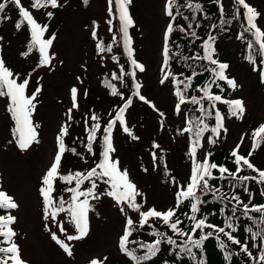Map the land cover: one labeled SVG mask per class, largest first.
<instances>
[{
    "label": "rangeland",
    "instance_id": "obj_1",
    "mask_svg": "<svg viewBox=\"0 0 264 264\" xmlns=\"http://www.w3.org/2000/svg\"><path fill=\"white\" fill-rule=\"evenodd\" d=\"M166 1L132 0L129 5V14L133 19V27L129 29L133 58L144 66L143 72L135 70V79L141 84L140 94L150 103L140 100L139 96L133 95L134 92L131 91L124 92L120 97H108L99 86L98 75L103 71L102 65L106 69L110 67V63L108 61L100 63V56L95 54L93 45L88 42L87 25L91 21L97 22L96 31L107 36L106 0H87V3L85 0H58L60 7L39 11L31 7L30 0H21L22 6L30 11L38 23L47 25L44 38L55 35L49 49L53 59L49 65L40 68H38L40 57L36 54L28 59L21 56L27 41V28L24 30L22 27L23 29L15 35L13 21L16 17L13 14L10 20L5 19L1 23L0 34H4V42L11 44L7 48L0 45V59L13 72L18 83L28 79L26 95H31L40 88L34 101L36 108L32 114L34 123L39 125L36 130L38 142H34L26 151H21L14 145L10 134L12 118L7 111L9 101L7 97H0V191L12 196L18 204V208L7 214L16 217V222L11 226L16 233L14 242L19 246L26 264H90L93 259L103 261V264H110L118 257L116 245L123 227L119 213L120 205L110 206L109 212L100 210L103 215L101 218L90 212L88 235L82 240L71 242L65 239V235L70 234L69 232L60 233L57 225L46 221L43 215V201L39 188L42 177L50 168L58 150L57 137L63 127L70 128L75 124L76 121L70 122L68 117L88 114L85 108L95 110L101 125L99 131L104 133L103 128L114 119L125 102L131 99L132 102L124 113L125 125H120L117 121L113 126L114 151L110 155L118 161L121 170L128 171L131 181L140 192L141 195L136 199L143 205L141 210L155 208L162 212L166 211L171 193L170 188L162 186L159 182V173L162 169L159 161L164 159L165 162V158L170 159L173 164L171 167L178 171L180 166L175 167L180 164V156L183 154L182 142L177 140L175 134L178 121L170 112L174 102L170 89L157 84L161 34L166 24L163 11ZM235 1L215 0V3L222 5L227 12ZM246 2L260 13L257 26L264 31V0H246ZM48 12H52L50 18ZM118 32L116 24L112 25L110 36L115 33L117 37ZM120 44L125 55L124 67L128 64L131 66L124 51L121 33ZM228 49L234 51L232 43L221 44L220 54L223 55ZM24 60H27V63ZM228 65L226 75L236 81L237 87L231 88V95L227 100L239 99L243 102L245 107L243 116L247 117L248 122L242 124L236 116L227 118L221 112L224 119L218 147L232 152L239 144V154L244 156L248 143L245 138L241 142L242 132L250 123L249 120H258L264 114V64L260 67L261 84H258L254 70L243 65L235 67L234 59ZM131 70H134L132 66ZM73 88L77 90V107H73L71 96ZM152 105H155V108ZM220 107L224 108L225 105L221 104ZM143 109H146V116L142 113ZM160 113L164 115L161 116ZM159 118H164V121ZM80 125L83 126L84 121H80ZM125 126L128 127L131 135L124 131ZM161 127H165L163 132ZM158 133H164L165 140L172 143L166 156L164 149H161L164 146L156 141ZM97 153L99 154L97 158H88L81 162L64 155L61 161L62 172L86 173L102 159L100 147ZM252 163L257 169L264 170V155H256ZM83 189L85 184L81 186V190ZM101 192L104 193L105 190ZM100 200L104 204L102 207H106L108 198L101 195ZM106 210L109 208L106 207ZM45 224L49 225V230L45 229ZM51 232H56L60 239L70 244L72 256H68L51 239ZM75 234L76 232L70 235Z\"/></svg>",
    "mask_w": 264,
    "mask_h": 264
},
{
    "label": "snow or ice",
    "instance_id": "obj_2",
    "mask_svg": "<svg viewBox=\"0 0 264 264\" xmlns=\"http://www.w3.org/2000/svg\"><path fill=\"white\" fill-rule=\"evenodd\" d=\"M10 3L14 4L18 9L19 16L22 18V21H18L16 24L17 29H20L22 22H26L30 34L31 42L28 46V52L30 53L33 49H37L40 54V66L49 65L53 59L52 55L49 53V49L52 46L55 35L53 34L51 38L45 39V32L47 31V25H41L33 17L29 10L22 6L21 0H9ZM132 0H108L109 4V15H116L119 20V32L122 34V41L124 46V51L126 52L128 59L131 63L132 68L134 69L131 73H123V75H131L133 79V85L135 92L133 95L139 96L140 100L145 103H150L143 95L140 94L141 84L138 83L135 79L136 73L135 70L138 69L140 72L144 71V66L138 63L133 58V49H132V40L129 36V29L133 27V19L129 14V5ZM175 0H167L166 12L169 17L175 20V17L172 13V8L174 6ZM87 3V0H85ZM236 3L241 6L244 10L243 16L247 23L245 32H251L254 38V44L258 45V52L253 47V42H249L247 47L249 49V55L247 59L250 63H255L253 54H258L262 59H264V31L257 26V20L260 16V13L252 6H250L246 0H236ZM113 5L115 11H113ZM61 5L58 0H32L31 7L33 9H45L51 7L52 9L58 8ZM189 8H194L195 11H201V6L199 4H188ZM6 4L0 2V13H4ZM221 13H223V7L221 6ZM48 17L52 16V12L47 13ZM111 21L109 24L111 25ZM224 23H231V21H224ZM189 24V28H191ZM111 31V27L109 29ZM173 31V24L169 23L165 32L164 40L165 45L163 49L164 57V67L167 68L169 59H170V48L168 46L169 36ZM180 31H184L183 28ZM192 36H196L195 32L191 33ZM96 33L93 32V37L95 38ZM239 39H243V33L238 36ZM116 37H113L115 41ZM215 37L209 36L208 40L204 41L203 55H197L193 57H183V59H194V60H203L208 64L213 65L211 69H205L210 71L212 75V80L202 89L198 91L202 92V96L197 98L196 96L191 97V103L195 105H201L200 111L202 112V117L197 121H189V127L183 129L185 132L194 133V139L192 141V147L190 150V155L193 158L191 176L186 187L181 186L176 193V204L173 208H169L166 211H159L155 208H149L147 210H141L143 205L137 202V197L140 196V192L137 190L136 185L131 181L129 173L127 170H121L118 167V161H115L111 157V153L114 151L112 144V129L115 123L118 121L120 125H125V110L131 104V99H128L124 106L119 109L116 113L114 119L110 120L107 123V126L103 128V149H102V159L95 167L91 168L86 173L76 171L75 173H69L63 175L60 172L61 161L66 151H72L75 153V149H67L64 143L63 137L68 134V129L63 127L60 131L59 136L57 137L58 150L54 156V160L44 174L41 180V186L39 188L40 196L43 201V215L46 221H51L55 223L59 228L60 233L65 234V226L58 222V216L61 213H66L70 218L72 224L75 228V235L66 234L65 239L69 242L77 241L84 239L89 233V213L93 211V206L90 204V198L93 200L100 199V195L95 191L97 189V181L106 183L109 187V190L106 192V195L111 197L117 205H121L120 211L125 212L126 205L127 209L132 210L133 212L138 213V224L132 218L126 219L125 227L123 234L119 238L118 247L120 251L126 254L133 264H144L146 261H150L153 257L157 255L160 251V245L162 241L166 242L169 245H177V241L172 239L170 236H165L163 232L156 231L153 229L152 235L155 237L153 242L150 243H140L139 248L143 251L142 255H137L136 250H130L129 244L135 243V241L130 240V237L133 236L134 231L143 229L146 225L152 227L149 224L150 220H159L164 226H166L172 233L186 237V240L182 242L183 246L180 247V253L191 256L195 259V254L193 249H200L204 242L209 239L214 233L217 237L221 234L226 237L232 245L239 246V251L246 254L249 259L254 261V264H264V228H260L256 232H252V229H247L248 232L252 233L251 240L253 241L251 247H257L255 241L257 238L260 240L259 252L257 256H253V253L250 251V246L247 241L241 242L236 236L233 235L237 231L236 226L234 225V219L236 217L237 211H242V214L248 216L249 219H254L249 214L258 213L260 214L259 223L264 225V205H252L251 198L248 203H245L238 195L233 194L231 196V201H235L231 212L232 215L227 216L224 220V226L219 227L206 222V218H198L197 213L200 211L199 205L204 201L197 196V192H201L204 195H207L209 192L215 196L216 192H219L220 189L213 188L210 185L209 181L212 180L213 170H217L220 173L219 179H231L233 181H238L240 184H243L245 181L255 180L257 183L264 185V170L257 169L251 162L248 157L252 153L264 144V124H261L257 129L252 132V149L248 153V157L242 156L239 154L238 144L236 149L231 152V155L234 157V163L236 165L235 171H230L227 167L222 165H217L216 163L210 162L208 157H205L203 161H197V148L200 146V138L205 131L208 130V125L204 123L205 118L211 115V112H208L201 101L207 100L209 105L212 108L216 107L217 102L225 103L228 105V109L231 115L240 118L245 112L244 104L239 99L233 100H224L221 95L213 94L211 89L213 85L217 84V81H225L227 85L233 89L237 87V83L234 79L229 78L226 75V71L229 67L228 64L219 62L217 59L213 58L215 55V50L213 48V42ZM97 49L100 52L112 51V45L109 44L105 48L101 43L97 44ZM28 53H25L27 55ZM175 55V54H174ZM115 59V57H113ZM169 73L164 71V75L160 81L163 84L166 80L169 79ZM113 79H122L121 77L113 76ZM187 82L181 81L174 78V85L176 87L175 95L178 97V103L176 105V111H181V105L186 103L185 92L191 86V77L186 78ZM180 85H183L181 89ZM29 86L28 79H23L22 82L18 83L17 79L14 78L13 72L5 66V63L0 59V97L8 98L7 111L11 114V118L15 123L13 129V135L16 140V144L21 151H26L34 142L37 141V128L39 125L34 123L32 119L33 111L36 108L34 101L40 88H37L35 92L31 95H26V89ZM111 88L112 95H118L114 85L108 84ZM71 96L73 101V107H77V90L73 88L71 90ZM155 108V105H152ZM163 116V113H160ZM71 119V117H69ZM94 123L88 133V143L86 145L87 151L93 153V142L97 139V131L100 129L101 125L99 124V117L93 115L91 117ZM223 119L221 112L219 110L215 111V121L216 126L211 129V132L219 136L220 130L223 128ZM191 125H194L191 126ZM124 131L128 132L131 135L130 130L127 126L124 127ZM135 139V137H133ZM243 137L241 138V142ZM211 143H215L214 140H210ZM210 155V154H209ZM256 173V176H245L240 175L244 167ZM59 180L63 183L71 185L75 181V187H69L65 191L71 193L70 199L66 200L63 196L59 198L55 197L53 193L56 191L55 182ZM85 181L91 182V187L86 190H81V186ZM244 191L247 192V187L244 188ZM264 194V193H262ZM188 202L190 206V213L188 215V220L192 222L189 232H185L180 226L183 221L178 218L177 212L179 208ZM242 205V209H239L238 206ZM18 208V204L15 202L14 198L8 195L4 191H0V209L4 210H14ZM16 222V217L11 214L0 215V244L6 246L0 247V264H26L22 259L21 250L19 246L14 242V237L16 236L15 231L11 227ZM45 229L49 230V225L45 224ZM205 229H211L212 231L205 232ZM226 229H228L226 231ZM199 230L200 235L198 239H194V234ZM51 239L58 244L63 251L68 255L72 256L73 251L69 243H65L64 240L60 239L56 232H51ZM221 249H225V244L220 242L219 244ZM233 253L225 251V259L230 260ZM107 259V258H105ZM90 264H103V261H98L96 259L91 260ZM198 264H205L204 259H199Z\"/></svg>",
    "mask_w": 264,
    "mask_h": 264
},
{
    "label": "trees",
    "instance_id": "obj_3",
    "mask_svg": "<svg viewBox=\"0 0 264 264\" xmlns=\"http://www.w3.org/2000/svg\"><path fill=\"white\" fill-rule=\"evenodd\" d=\"M0 2H4L6 4L5 12L0 13V25L3 20H10L11 14H13L16 19L13 21V26L15 29V35L17 32H20L23 28L26 29L25 22H22V26L20 29H17L16 24L18 21H22V18L18 15L19 12L16 9V6L9 2V0H0ZM32 4V0H30ZM108 5L107 7V14L108 17L105 20L106 22V34L102 35L99 34V31H96V24L97 22L91 21L89 25H87L88 30V42L93 45L95 54L100 56V63L109 62L110 67L105 69L103 66V71L100 75H98L99 86L101 89L106 93L108 97L118 96L120 97L124 92L131 91L135 92V88L133 85V79L131 75H123V73H131V66L128 64L127 67H124L125 63V55L120 47V32H118V36L116 37L115 41H113V37L116 36L113 33L110 36L111 31L109 30L112 25L116 24L119 30V20L116 15H109V4L108 0H106ZM191 3L193 5L199 4L201 6V11H195L194 8H189L188 4ZM167 4V2H166ZM166 4L164 6V13L166 17V24L163 29L162 37H161V53L159 64L157 65V84L159 86H167L170 89L171 97L173 99V105L170 107V112L172 116L177 118L178 126L175 130V134L177 135V140H181V145L183 146V154L180 156V164L175 167L178 168V171L174 170L171 166L173 165L170 162V159L165 158L160 159L161 164V171L159 173L160 176V183L162 186H167L170 188L171 197L169 198V205L166 208H173L176 204V193L181 186L187 185L191 176V169L193 158L190 155V150L192 147V141L194 139V133H189L183 131L184 128L189 127V121H197L199 118L202 117V112L200 111L201 105L192 104L191 97L196 96L197 98L202 96V92L198 91V89H202L207 84H209L212 80V75L210 71H206L205 69H211L214 66L208 64L206 61L203 60H194V59H183V57H193L203 55V48L202 45L204 41L208 40L209 36L215 37L213 42V48L215 50V55L213 58L217 59L219 62H223L228 64L233 59L235 60V67L245 66L248 69L254 70V73L258 77L257 82L260 83L261 80V66L263 67L264 59H262L258 54L254 53V60L255 63H250L247 59L249 55V49L247 47L249 42H253V47L258 52V45L254 44V38L251 32H245V28L247 27V23L243 16V8L239 6L236 1L230 6V9L226 12L223 9V13H221V6L215 3V0H175L174 6L172 8L173 16L175 20L167 15L166 12ZM51 8V7H48ZM45 8V9H48ZM36 11L42 9H35ZM113 11H115L113 5ZM5 15V16H4ZM4 16V18H2ZM111 21V25L109 24ZM224 21H231V23H224ZM169 23L173 24V31L169 36L168 46L170 48V59L167 68L164 71L168 72L169 79L166 80L163 84L160 83L164 71L162 68L164 67V57H163V49L165 45V32ZM189 24H191V28H189ZM23 27V28H22ZM98 27V24H97ZM183 28L184 31H180ZM93 32L96 33L95 38L93 37ZM195 32L196 36H192L191 33ZM243 33L244 38L239 39L238 36ZM28 35V34H27ZM31 42V36H27V41L25 42L24 49L21 53V56L24 59H28L29 57H33V55H37L38 57V50L33 49L30 53L28 52V46ZM101 43L105 48L109 44L112 45V51H104L100 52L97 49V44ZM232 43L234 47V51H230L229 49L223 54H220V45ZM11 43L4 42V34H0V45H4L5 48L9 47ZM25 53H28L25 55ZM175 54V55H174ZM115 57V59H113ZM37 61V60H36ZM38 60V68H40ZM27 63V60H24ZM121 77L122 79H113V76ZM188 77H191V86L184 93L186 96V103L181 105V111H176V105L179 102L178 97L175 95L176 87L174 85V78L187 82ZM264 81V78H263ZM262 81V82H263ZM264 83V82H263ZM111 84L114 85L118 95L111 94V88L107 85ZM216 85L212 86V93L221 95L224 100H227L231 95V87L227 85L225 81H217ZM261 84V83H260ZM181 89H183V85H180ZM6 98V97H2ZM204 108L211 112L210 116L205 118L204 123L208 125V130L203 133L200 138V146L197 148V161H203L205 157H208L210 162L216 163L217 165H222L227 167L230 171H235L236 165L234 163V157L231 155V151L223 150L221 147H218L220 143L219 136L214 135L211 132V129L216 126L215 121V111L219 110L226 115L227 118L232 117L233 115L230 114L228 105L225 103L217 102L216 107L212 108L209 105L207 100L201 101ZM221 104H224L225 107H220ZM88 111V114H83L82 116L76 114L73 118H69L70 122H75L70 128L68 129V134L63 137L64 143L67 149H75V153L72 151H66L64 155H68L69 159H74L79 162L83 160H87L88 158H97L99 155L97 150L100 147V150L103 149V135L101 131H97V139L93 142V153H89L87 151L86 145L88 143V133L91 126L95 123L91 119L93 115H96L94 109L85 108ZM142 113L146 116L147 112L146 109L142 110ZM161 121H164V118H159ZM241 120L242 124H246L248 122L247 117L242 116L237 118ZM11 128V136L14 140V145L16 143L15 137L13 135V129L15 127V123L13 120ZM80 121H84V125H80ZM250 123L242 132L243 138L247 140L248 148L246 151L245 157H248V153L252 149V132L257 129L261 124H264V114L258 120H249ZM194 127V125H191ZM165 130V127H161V132ZM164 133H158L156 141L164 149L165 156L169 152L168 149L171 146V142L165 140L163 137ZM99 138V139H98ZM173 142V140L168 139ZM210 140H214L215 143H211ZM210 154V155H209ZM263 154L264 155V144L258 147L250 157V162H253V159L256 155ZM177 164V163H176ZM253 164V163H252ZM254 165V164H253ZM169 167V168H168ZM91 169V168H90ZM171 169V170H170ZM173 171V172H172ZM61 174L67 175L69 173L62 172L60 169ZM175 172V173H174ZM240 175L245 176H256V173L252 172L251 170L247 169L245 166L241 171ZM220 173L217 170H213V179L209 181L210 185L213 188L220 189L219 192L215 193V196L212 192H209L207 195L202 194L201 192H197V196L204 201L202 204L199 205L200 211L197 213L198 218H206V222L223 227L224 220L227 216L232 215L231 209L235 204V201H231V196L233 194L238 195L245 203L249 202L251 198V203L249 207L252 205H264V185L257 183L255 180L245 181L243 184H240L238 181H233L229 179H219ZM85 189L91 187V182L85 181ZM69 187H75V181L71 185L63 183L59 180L55 182L56 191L53 195L57 198L63 196L66 200L70 199L71 193L65 191V189ZM247 187L248 191L245 192L244 188ZM101 190H105L104 193ZM109 190V187L106 183L101 181H97V189L95 190L98 195L105 196L108 198L105 205L109 208L106 210V207H102V200L98 199L95 200L90 198V204L93 206V214H96L99 218L103 215L101 214L100 210H104V212L110 211V206L114 205L117 206L115 201L106 195V192ZM94 202V203H93ZM94 204V205H93ZM119 206V205H118ZM101 207V208H100ZM121 207V205H120ZM125 212H121L120 216L122 217L123 227L120 232L119 238L123 234V230L125 227L126 219L132 218L138 224V213L133 212L130 209H127L126 205ZM239 209H242V205L238 206ZM8 210L0 209V215H7ZM178 218L183 221L182 225L180 226L185 232H189L191 228L192 222L188 220V215L190 213V206L188 202H185L182 205L178 212ZM254 219H249L248 216L242 214V211H237L236 217L234 219V225L237 228V231L233 233L241 242L247 241L250 246V251L253 253V256H257L259 252V245L260 240L257 238L255 243L257 247H251L253 241L251 240L252 233L248 232L247 229L251 228L252 232L258 231L260 228H264V225L259 223L260 214L258 213H250L249 214ZM58 222L65 226L66 232L70 234H74L75 228L66 213H61L58 216ZM149 224L152 227L146 225L143 229L133 232V236L130 237V240L135 241V243L129 244L130 250H136L137 255H142L143 251L140 250L139 244L140 243H150L153 242L155 237L152 235L153 229L159 232H163L165 236H170L172 239L177 241V245H169L166 242L162 241L160 245V251L157 253L155 257H153L150 261L144 262V264H198L199 259H204L205 264H254V261L249 259V257L241 253L239 251V246L232 245L229 241H227L226 237L222 234L217 237L215 233L207 239L203 246L200 249H193V253L195 254V259L191 256L187 255L186 253H180L179 249L183 246L182 242L186 240V237L178 236L172 233L166 226L162 224L159 220H150ZM228 229H226L227 231ZM212 231L211 229H205V232ZM200 235L199 230L194 234L193 238L198 239ZM2 239V238H0ZM119 242V240H118ZM117 242V252L118 257L114 258L110 264H133L131 259L124 253H122L118 247ZM223 242L225 244V249H221L219 244ZM4 244H0V247H4ZM225 251L233 253L230 260L225 259Z\"/></svg>",
    "mask_w": 264,
    "mask_h": 264
}]
</instances>
